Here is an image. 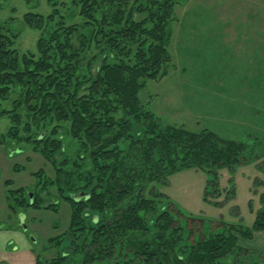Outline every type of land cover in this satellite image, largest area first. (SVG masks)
Returning a JSON list of instances; mask_svg holds the SVG:
<instances>
[{
    "label": "rangeland",
    "instance_id": "1",
    "mask_svg": "<svg viewBox=\"0 0 264 264\" xmlns=\"http://www.w3.org/2000/svg\"><path fill=\"white\" fill-rule=\"evenodd\" d=\"M53 1L62 15L71 8L70 0H0V23L17 34L15 48L19 53L36 54L41 34L23 22V14L47 15ZM142 17L134 15L136 20ZM70 22L81 19H66ZM168 24L170 60L165 73L146 80L138 92L140 103L154 113V122L150 125L141 118H123L130 131L129 137L124 135L125 140L120 141L124 142L121 156L132 157L138 147L137 156L153 141L151 153L155 159L161 146L150 134L152 124L158 130L175 125L194 134L211 131L212 149L224 150L232 142L234 156L229 161H217L206 153L194 159L182 150L183 144H173L169 152L177 158L178 169L172 173L165 169V160H159L162 170L155 171L156 175L153 172L152 177L140 172V163H130L126 158L109 165V171L118 173L113 183L116 192L129 179H133L134 189L124 190L123 199L106 209L104 220H118L127 206L141 198L147 199L150 209L140 211L139 230L125 229L112 244L101 239L87 245V258L73 242H48L68 226L70 207L61 195L69 196L78 187L73 181L67 184L70 188L59 185L62 190H57L55 180L58 169L75 172L72 157L77 144L67 127H57L61 148L53 153L51 163L25 140L28 134L23 126L29 122V115L23 106L16 110L21 114L17 138L8 134L13 126L9 116L0 114V264H35L36 257L47 261L58 255H65V264H85L96 251L95 264H167L162 256L172 253V242H180L173 247L182 260L168 264H184L183 260L188 262L191 257L185 250H198V242L216 236L228 242L216 264H264V231L252 227L255 215L264 209V0H174ZM97 65L98 61L94 62L93 66ZM18 98L15 89L0 101V109H11ZM40 132L48 135L50 128ZM29 134L38 136L32 127ZM184 153L190 161L186 156L183 160ZM68 156L72 159L61 165ZM84 161L89 163L88 153ZM7 179L12 182L11 189H36L44 200L42 208L10 209L5 198ZM56 201L57 210L45 209ZM164 210L179 216L167 231L157 223V216ZM20 215L23 224L19 223ZM240 227L249 229L247 238L240 234ZM150 252L154 254L147 260ZM76 255H83V259L79 261Z\"/></svg>",
    "mask_w": 264,
    "mask_h": 264
},
{
    "label": "trees",
    "instance_id": "2",
    "mask_svg": "<svg viewBox=\"0 0 264 264\" xmlns=\"http://www.w3.org/2000/svg\"><path fill=\"white\" fill-rule=\"evenodd\" d=\"M52 3V10L47 15L34 12L23 14V22L27 26L41 31L36 42V54L19 53L15 48L17 34L0 23V101L15 89L19 92L13 107L0 109V114L9 116L13 126L8 134L17 138L21 114L16 110L23 106L29 115V122L23 126L28 134L25 140L33 146V151L51 163H54L53 153L61 148L57 127H67L71 140L77 144L76 154L72 157L75 158L72 161L75 172H61L58 169L55 180L57 190H62L59 185H63L64 189L70 188L67 184L73 181H77L78 187L73 188L75 190L69 196L61 195V200L70 207L68 226L66 231L48 239V242H73L88 258L87 245L102 242L101 239L109 240L112 244L113 238L125 229L137 231L141 228L140 211L148 207L147 199L143 198L127 206L118 220H104L108 216L106 209H111L123 199L124 190L134 189L133 179H129L116 192L113 183L118 173L109 171L108 166L121 163L126 158L121 156L124 142L120 144V141L125 140V136L129 137L130 129L124 117L141 118L146 124L154 122V113L140 103L138 92L146 80L156 79L165 73V66L170 60L168 23L174 0H70L71 8H67L65 15L61 14L55 1ZM135 14L143 17L136 20ZM76 16L80 17L81 22L66 23V19ZM97 61L98 65L93 66ZM31 127L37 130L36 138L29 134ZM49 128L48 135L40 132ZM156 129L157 126L152 124L150 134L161 146L155 159L151 153L153 141L148 143L143 153L135 156L138 152L136 147L132 157L126 158L130 163H140V172H146L144 175L149 177L153 172L162 170L159 160L166 161L165 169L169 173L178 169L177 158H172L169 152L173 144H183L182 150L191 153L194 159L206 153L217 158V161L221 158L229 161L230 156H234L232 142L224 150L212 149L214 134L211 131L194 134L169 125L157 129L155 134ZM87 153L90 158L88 164L84 161ZM185 156L184 153L183 160ZM72 158L68 156L60 164H66ZM186 160L190 161V157L186 156ZM187 161H184L185 165H188ZM40 173L39 170L36 174ZM60 176L64 179L60 180ZM95 180L97 184L94 185ZM11 184L9 179L4 181L5 198L10 209L42 208L44 200L36 189L27 191L23 186L11 189ZM80 192L85 194L79 199L73 197ZM57 204L58 201L53 202L45 209L55 211ZM177 216L164 210L157 216L159 222L156 221L167 231L171 221H177ZM252 227L264 231V209L257 212ZM239 229L243 237L249 236V229ZM174 244L180 246V242H172V253L162 256L167 264L182 260ZM227 247L226 238L210 237L198 242V250H193V247L185 250L186 255L190 254L191 257L188 262H183L219 263ZM98 253L94 252L95 255H91L85 264H95ZM153 254L150 252L147 260ZM76 256L79 261L83 259V255ZM35 264H65V255L47 261L36 257Z\"/></svg>",
    "mask_w": 264,
    "mask_h": 264
},
{
    "label": "water",
    "instance_id": "3",
    "mask_svg": "<svg viewBox=\"0 0 264 264\" xmlns=\"http://www.w3.org/2000/svg\"><path fill=\"white\" fill-rule=\"evenodd\" d=\"M85 193L84 192H80L79 194L73 195L74 198L79 199L80 197H82ZM19 223L23 224V215L19 216ZM23 228H25V226H23Z\"/></svg>",
    "mask_w": 264,
    "mask_h": 264
}]
</instances>
